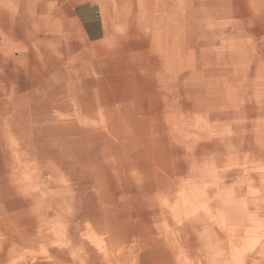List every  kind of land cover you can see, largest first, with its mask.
<instances>
[{
    "label": "rangeland",
    "instance_id": "rangeland-1",
    "mask_svg": "<svg viewBox=\"0 0 264 264\" xmlns=\"http://www.w3.org/2000/svg\"><path fill=\"white\" fill-rule=\"evenodd\" d=\"M190 18L77 118L0 106V264H264V0Z\"/></svg>",
    "mask_w": 264,
    "mask_h": 264
},
{
    "label": "crops",
    "instance_id": "crops-1",
    "mask_svg": "<svg viewBox=\"0 0 264 264\" xmlns=\"http://www.w3.org/2000/svg\"><path fill=\"white\" fill-rule=\"evenodd\" d=\"M189 10L192 25L193 0H0V106L57 89L58 113L77 118L83 83L123 72L151 43L176 40Z\"/></svg>",
    "mask_w": 264,
    "mask_h": 264
}]
</instances>
